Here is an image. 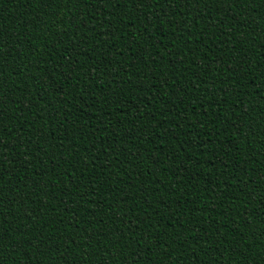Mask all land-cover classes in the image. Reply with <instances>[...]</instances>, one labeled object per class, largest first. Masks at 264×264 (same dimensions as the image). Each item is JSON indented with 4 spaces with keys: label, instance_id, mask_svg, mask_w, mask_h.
Masks as SVG:
<instances>
[{
    "label": "trees",
    "instance_id": "1",
    "mask_svg": "<svg viewBox=\"0 0 264 264\" xmlns=\"http://www.w3.org/2000/svg\"><path fill=\"white\" fill-rule=\"evenodd\" d=\"M123 3L0 0V264H264V4Z\"/></svg>",
    "mask_w": 264,
    "mask_h": 264
},
{
    "label": "snow or ice",
    "instance_id": "2",
    "mask_svg": "<svg viewBox=\"0 0 264 264\" xmlns=\"http://www.w3.org/2000/svg\"><path fill=\"white\" fill-rule=\"evenodd\" d=\"M51 2H52V0H42V3H44V4H51ZM55 2L57 3V0H55ZM61 2L63 3V4H65V5H67L68 3H69V0H61ZM84 2V0H71V3L73 4V6H75V4H77V3H83ZM100 2H104V0H100ZM108 2H112V0H108ZM184 2H185V0H184ZM208 2L209 3H211V4H213V5H215L216 4V2H217V0H208ZM223 2L224 3H229V2H231L232 4H233V11H235V7H234V5H235V3H236V0H223ZM240 2L241 3H244L245 2V0H240ZM115 3L116 4H119V0H115ZM188 3H191V4H193V5H195V3H197V0H188ZM199 3H200V6L201 7H203V3H204V0H199ZM136 5V13H140V11H141V9H140V7H139V5H141V4H143L145 7H147V8H153V7H164V8H169V6L170 5H172V4H176V6L177 7H179L180 6V0H124V3H123V5H127V8L129 7V5ZM261 4H264V0H261ZM127 14V13H126ZM155 15V14H154ZM165 16H167V15H164V13L163 14H160L159 16H156L155 15V18H156V20L157 21H161V23L163 22V19H164V17ZM172 16L173 17H177L178 16V14L177 15H173V13H172ZM187 18L188 19H191V14H189V15H187ZM245 18H247V17H245ZM227 19H231V18H227ZM170 21L172 22V23H170ZM83 21H81V23H82ZM169 24H173V25H176V22H179L180 23V27L179 28H174V31H176V32H179V33H183L184 31H185V28L183 27V22L181 21V20H179V19H176V20H173L172 18H169L168 19V21H167ZM108 24H110L111 22H107ZM255 23L257 24V25H259L260 26V21L259 20H256L255 21ZM212 24L213 25H215L216 24V22H215V20H213L212 21ZM100 27H104V25L103 24H101L100 25ZM156 28H157V30H159L160 28H162L161 27V25H156L155 26ZM214 28V27H213ZM163 29V28H162ZM148 29L147 28H141L140 29V32L141 33H144V32H146ZM88 31H93V29H91V28H89V30ZM163 33H164V29H163ZM102 35H108L109 37H111V36H114L115 35V32L114 31H112L111 30V34H109V30L106 32V33H101ZM133 37H134V41H136V36L135 35H133ZM214 37V40H217V39H221V37L219 36V35H217L216 33H213L212 34V36L211 37H208V36H205V37H200L199 35L196 37V40L197 41H201V45H205V42H206V40H208L209 38H213ZM81 39H83V37H81ZM80 39V40H81ZM159 39H160V37L159 36H155V41L156 42H158L159 41ZM132 41H133V39H131ZM146 40H148V41H153V35L152 34H150V35H148L147 37H146ZM213 40V39H212ZM108 42H107V40H104L103 41V43L101 42V41H99L98 42V44H97V47H99L100 46V44H107ZM176 43V41L175 40H173L172 42H171V44H175ZM221 43H222V40H221ZM131 48V51L133 50L132 49V47H130ZM140 51H147V49L146 48H144V49H140ZM5 52V45H4V40L2 39V38H0V73H2L3 72V70L5 69V63H4V59H3V53ZM121 53H123V52H121ZM77 55H83V54H80V53H77ZM123 55H124V53H123ZM26 57V56H25ZM142 57V56H141ZM142 59H143V57H142ZM181 61H184L183 59H181ZM9 63V65H11L10 64V62H8ZM110 63V62H109ZM188 62H184L183 64L184 65H186ZM75 64H79V61L78 60H76V63ZM240 64H241V61H240ZM25 68H27V64H25ZM75 70V66H74V68H73V70L72 71H74ZM63 71H64V73H69L68 74V76L70 77V80H72V75L70 74V71H69V66L68 65H66L64 68H63ZM209 71H211V68H210V70ZM224 71L225 72H228L229 74H228V76H227V78L228 77H231V79L230 80H228L227 78H223V74H221V77H218L217 79L219 80V82L221 81V80H224V81H226L225 83H220L221 84V87H220V89H218L217 91H218V93L219 92H223V91H221L222 89H227V85L229 84V83H232V72H229L228 71V69L227 68H225L224 69ZM7 78H5V77H3V76H0V112H3V109H4V102H3V97H4V88H5V80H6ZM115 79V78H114ZM241 80H242V78H240ZM111 83V82H110ZM143 84V80H140L139 81V84L137 85V86H139V85H142ZM241 85H242V83H241ZM165 86H167V87H169V84H166V83H164V84H162L161 85V87H165ZM215 86V83H213L212 85H207V83H206V87H205V92H207L208 91V88L209 87H214ZM7 87L8 88H10L11 86L10 85H7ZM112 87L113 88H115L116 87V85L115 84H112ZM189 87H191V86H189ZM234 87H237V86H234ZM143 88V87H142ZM169 88H171V87H169ZM144 89V88H143ZM150 89V88H149ZM153 88H151L150 89V91L152 90ZM83 91H84V89L83 88H81L80 89V92L81 93H83ZM143 91H145V89L144 90H142V92ZM173 91H175L174 89H173ZM182 91V90H181ZM225 93V95L227 94V92H224ZM237 94L239 93V92H236ZM106 99H107V97H106ZM112 99V102L113 103H117V100H116V98L115 97H112L111 98ZM209 99L210 100H214L215 99V95H211L210 97H209ZM181 100H183V99H180L179 100V104H181L180 103V101ZM157 101V100H156ZM158 102V101H157ZM16 104V103H15ZM174 105H176V104H174ZM19 106L17 105V108H18ZM118 107H121V105H119L118 104ZM123 107H126V105H124ZM176 107H177V105H176ZM185 108H187V105H185ZM177 111H179L178 109H177ZM2 116L3 115H0V118H2ZM139 116H140V119H143V114L142 113H139ZM182 116H187V113H185V114H183ZM236 118L237 119H240L241 121H243V115H241V114H239V113H237L236 114ZM187 120H188V116H187V119H185L184 121L185 122H187ZM195 123H197V121H195L194 122V124ZM244 126V124L242 123L241 124V127H243ZM170 127H171V125H170ZM3 131V129H0V132H2ZM161 136H163L164 134L162 133V134H160ZM2 140H4V137H3V135H0V141H2ZM209 141H211V140H209ZM38 146H39V148H42L43 147V145L42 144H38ZM3 152V146H0V153H2ZM3 159V157H2V155H0V160H2ZM94 159H97L96 157H94ZM98 160V159H97ZM3 171V168H0V172H2ZM70 173H68V172H65L64 173V175L65 176H68ZM193 175H195V174H193ZM189 178H192V177H189ZM4 181H6V179H5V177L3 178V180H0V197H2V196H5L7 193L6 192H4L3 191V189H4ZM59 183H61V181H60V179H57L56 181H54L53 182V184H59ZM42 185V187L43 188H49L50 186L47 184V183H43V184H41ZM53 191L55 190V189H52ZM249 191H251V189L249 188L248 189ZM60 191H63V189H61ZM72 191V193L73 194H75L76 193V191H77V188L76 189H72L71 190ZM213 191H215V189H213ZM261 196H264V191H262L261 192ZM61 197H63V196H61ZM233 201H235L234 199H232ZM4 209H5V207L3 206V200L2 199H0V212H4ZM29 215H31L30 213H29ZM242 215V214H241ZM254 216H255V213H253V215H250L249 217H248V219H249V221L252 223V219L250 218V217H252V218H254ZM13 219H14V217H13ZM102 220V219H101ZM147 220H151V216H149V217H147ZM45 223H47V222H45ZM76 223H79V221H76ZM89 224H91L92 223V221H89L88 222ZM227 223V222H226ZM225 223V224H226ZM261 225H264V215H262L261 216V221L259 222ZM5 225L3 224V221L2 220H0V233H2L3 231H4V229H5ZM16 227L17 228H19L20 227V224H17L16 225ZM132 227V225H129L128 226V232H129V234H130V236L131 237H133V239H135V240H137L140 244L142 243V241H144V240H146L148 237L145 235L144 237H140V238H137V236H136V233L135 232H132V231H129V229ZM241 228H245V226H244V224H243V221H242V224H241ZM199 228H192V229H190L189 231H191L193 234H194V237H196V236H202L201 234H200V232H201V230H198ZM216 231V230H215ZM238 232H240V230L238 229ZM33 233H39V230H34L33 231ZM241 233V232H240ZM11 234V233H10ZM96 234L97 235H99L100 234V231L97 229L96 230ZM95 237L94 236H92V235H89L87 238H86V240H91V239H94ZM251 238V234L248 232V240ZM73 240H75V238L73 237V239L71 240V241H69L68 243H69V245L70 244H72V241ZM122 240H124V238L123 237H121V236H118V238L115 240V241H122ZM252 240V239H251ZM15 242L16 243H21L20 242V240H15ZM84 242V241H83ZM83 242H82V244H83ZM259 242H260V245H261V252L259 253V255L260 256H264V227H262L260 230H259ZM254 242H253V240H252V244H253ZM58 244H60L61 245V243H58ZM128 244V247L130 246L129 245V243H127ZM120 243H116L115 244V247L117 248V249H120ZM251 245V244H250ZM10 253L12 252V249H11V246H9L8 247V249H7ZM100 249H98V251H99ZM246 251H247V249H245ZM3 252H4V243H3V240H0V256H2L3 255ZM106 256H107V252H105L104 253ZM60 255L61 256H63V252L61 251L60 252ZM121 257H122V259H124V254H121ZM128 264H133V261L132 260H129L128 261ZM135 264H139V261H135ZM172 264H176V262L175 261H173L172 262Z\"/></svg>",
    "mask_w": 264,
    "mask_h": 264
}]
</instances>
